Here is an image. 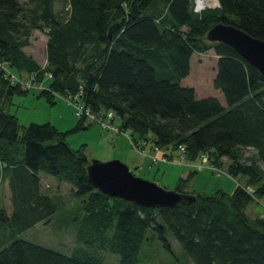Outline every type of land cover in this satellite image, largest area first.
<instances>
[{
    "label": "trees",
    "instance_id": "1",
    "mask_svg": "<svg viewBox=\"0 0 264 264\" xmlns=\"http://www.w3.org/2000/svg\"><path fill=\"white\" fill-rule=\"evenodd\" d=\"M66 1L69 14L62 19L54 0H29L27 6L0 0L2 58L21 76L37 70L43 80L51 70L54 76L40 95L52 103L55 91L64 96L67 88L82 90V100L98 113L112 110L113 123L130 130L134 149L156 145L172 157L181 145L186 158L206 153L211 163L242 179L231 192L188 190L194 166L175 187L193 194L191 201L147 207L110 196L91 182L85 146L74 148L67 138L92 122L84 125L81 117L70 130L50 122L21 125L4 102L29 89L0 68V184L8 177L13 207H0V264H103L106 252L118 253V264H137L151 229L170 250L171 232L190 264H264V215L251 217L247 210L264 199V74L230 44L206 37L224 22L264 40V0H219L201 11L196 0ZM45 27L43 67L23 47L33 29ZM211 48L218 55L213 85L225 104L181 84L192 54ZM241 148L253 152L244 157ZM41 173L75 186L77 246L71 253L18 237L38 222H50L59 206L42 190Z\"/></svg>",
    "mask_w": 264,
    "mask_h": 264
},
{
    "label": "rangeland",
    "instance_id": "2",
    "mask_svg": "<svg viewBox=\"0 0 264 264\" xmlns=\"http://www.w3.org/2000/svg\"><path fill=\"white\" fill-rule=\"evenodd\" d=\"M24 6L29 5V0H20ZM54 10L58 13L60 18L68 17L69 3L66 0H54ZM200 7H214L219 5V0L214 2L211 0L207 4H198ZM68 13V14H67ZM49 33L47 27L35 28L31 31L29 37V43L23 48L25 52L30 55L34 60L37 61L41 66L47 64V41ZM218 55L211 48L207 52L198 53L195 52L191 59V70L190 74L182 79L181 84L184 86H191L196 90L198 97L213 95L223 100V94L220 90L216 89L213 85V80L216 75V63ZM11 69L13 68L8 63ZM47 73V74H46ZM47 75L44 80L38 78V71L31 72L30 74L23 75L20 77L23 81H26L29 76L32 78L31 87L20 86L22 89H29L25 93H14L4 102L5 111L11 112L16 115L21 125H29L30 123H45L50 122L56 124L61 130H70L79 121V117L76 115L73 106L63 96L56 93L55 102H50L46 96L40 95L41 89H48L47 80L54 76L51 70H46ZM31 84V82H30ZM68 91L63 92L66 95ZM70 109L71 115L75 118L74 121L69 118H62L64 112ZM89 120L92 125L89 128H82L77 131H72L67 135L68 141L74 148L85 146L86 154L90 160H109L113 158H119L125 161L126 145L114 146V143L110 140L101 138L97 129L100 131L102 127L96 121V119ZM119 120V119H117ZM110 132L125 135L130 144L134 147V141L132 140L130 130L127 129H113ZM72 142V143H71ZM129 148H131L129 146ZM186 151L185 147L181 145L178 147L176 155L168 157L161 156L156 151L144 150L142 153L154 160L152 164H146L144 167L136 169L131 168L137 175L147 178L149 180L157 182L159 185L167 189H175L176 183L180 176H186L190 170L196 169L197 172L194 177L187 183L186 187L188 190H197L202 192H215L218 189L223 191L231 192L238 184V178L230 176L226 166H216L208 160L207 157L201 156L196 160H191L184 156ZM253 152L251 148H241L242 155L249 156ZM118 155V156H117ZM122 155V156H121ZM227 160V157H224ZM126 162V161H125ZM164 162V163H163ZM206 164L205 166L203 165ZM201 165H203L201 167ZM215 167L217 169H215ZM219 171H221L219 173ZM226 172V173H225ZM49 178H54L52 175H48ZM55 179V178H54ZM72 186V191L64 189V197L59 202L57 211L55 212L52 220L48 223L38 222L33 226L18 233V237L26 238L39 244L47 245L58 249L60 251L71 253L74 251L76 245L77 236V220L75 218L78 213L77 199L73 197L72 192L75 186L72 183L65 182ZM249 192L254 193V188L251 185L246 186ZM12 200V192L10 197ZM78 203V204H77ZM248 213L251 217L257 215H264V199H255L250 202L247 206ZM149 239H146L141 247L137 264H190V260L183 250L181 244L176 237L171 233L167 232V237L171 244V249L164 246L162 240H160L154 230L148 232ZM76 245V246H75ZM119 254L116 252H106L103 254V264H118Z\"/></svg>",
    "mask_w": 264,
    "mask_h": 264
},
{
    "label": "water",
    "instance_id": "3",
    "mask_svg": "<svg viewBox=\"0 0 264 264\" xmlns=\"http://www.w3.org/2000/svg\"><path fill=\"white\" fill-rule=\"evenodd\" d=\"M211 41L233 46L246 60L264 74V40L231 23L218 22L206 34ZM93 185L110 196L133 200L143 206H174L191 201L193 194L167 189L157 182L137 175L130 165L119 159H93L87 165Z\"/></svg>",
    "mask_w": 264,
    "mask_h": 264
},
{
    "label": "crops",
    "instance_id": "4",
    "mask_svg": "<svg viewBox=\"0 0 264 264\" xmlns=\"http://www.w3.org/2000/svg\"><path fill=\"white\" fill-rule=\"evenodd\" d=\"M219 99L223 104H225L224 96H223V100L221 98H219ZM62 118H69L72 121L75 120V118L71 115L70 109H68V111L64 112ZM89 123H91V121L89 119H85L84 125H88ZM87 128H89V127H87ZM98 133H100L99 135L101 136L102 139L105 138V140H110L111 142H113L114 146H117V145L122 146L123 144L126 145V151H124V154H125L124 160L130 165L131 168L139 169V168L144 167L146 164H150V163L152 164L151 158H149L145 154L134 149V147L132 146V144H130L128 138L125 135L113 133V132H110L109 130H106V129H102L100 131L97 129V132L95 135H97ZM129 146L131 148H129ZM147 151H153V150L150 149V147H149V148H147ZM156 152H158L160 154L162 153L159 151H156ZM48 175L49 174L41 173V178H42L41 188H42V190L50 192V194L54 198H57L58 201H62L63 197H64L63 190L68 189V190L72 191V186L70 184L69 185L66 184L65 182L59 181L55 177H54L55 179L52 178V180H51V178H49ZM10 195H11V189L9 186V179H8V177H6L2 180V182L0 184V207H5L9 212H11V210L13 208L11 198H7V197H10ZM58 204H59V202H58Z\"/></svg>",
    "mask_w": 264,
    "mask_h": 264
},
{
    "label": "built area",
    "instance_id": "5",
    "mask_svg": "<svg viewBox=\"0 0 264 264\" xmlns=\"http://www.w3.org/2000/svg\"><path fill=\"white\" fill-rule=\"evenodd\" d=\"M198 4H199V0L196 1L195 10L200 11L202 7H200ZM0 67L3 70L4 77L8 78L10 81L20 82L24 87L27 86V88L31 87L32 78H28V79H26V81H23L22 79H20L19 76L13 72V70L8 65V62L5 59H3L1 55H0ZM30 82H31V84H30ZM66 90L68 91V93H66L67 95H64V96H66L65 99L73 106L74 111H75L77 116L96 119V121L99 123V125L103 129H109V130L117 129V130H119L121 128L118 125L113 123L112 118L114 116V112L112 110L108 111L105 114L98 113L92 108L91 105L87 104L85 101L82 100V98H81V95L83 93L82 90H79L76 92H72L73 90L71 91V90H68L67 88H66ZM143 143L146 144L145 141H143ZM155 148L158 149V146H156ZM144 150L145 149H143V148L140 149L141 152H143ZM203 155H204V157H206L208 154L205 153ZM162 157L165 158V156H162ZM212 165H214V164H212ZM202 166L203 165H201V167ZM215 169H217V168L215 167ZM219 172H221V171H219Z\"/></svg>",
    "mask_w": 264,
    "mask_h": 264
},
{
    "label": "bare ground",
    "instance_id": "6",
    "mask_svg": "<svg viewBox=\"0 0 264 264\" xmlns=\"http://www.w3.org/2000/svg\"><path fill=\"white\" fill-rule=\"evenodd\" d=\"M211 0H199V4L201 5V4H207V2H210ZM214 2H216V0H213ZM159 152H161V151H159ZM164 163V162H163Z\"/></svg>",
    "mask_w": 264,
    "mask_h": 264
}]
</instances>
